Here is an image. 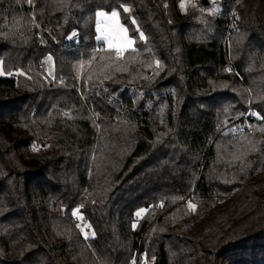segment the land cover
<instances>
[{
  "label": "trees",
  "instance_id": "1",
  "mask_svg": "<svg viewBox=\"0 0 264 264\" xmlns=\"http://www.w3.org/2000/svg\"><path fill=\"white\" fill-rule=\"evenodd\" d=\"M218 4L0 0V264H264V0Z\"/></svg>",
  "mask_w": 264,
  "mask_h": 264
},
{
  "label": "snow or ice",
  "instance_id": "2",
  "mask_svg": "<svg viewBox=\"0 0 264 264\" xmlns=\"http://www.w3.org/2000/svg\"><path fill=\"white\" fill-rule=\"evenodd\" d=\"M29 2H31V0H29ZM181 7H183L184 5L181 4ZM121 7L124 8L125 12L130 11L126 6L121 5ZM117 12L115 10H113L110 14L105 13L104 11H97L96 12V16H97V31L102 33V36H98L97 39H101L103 38L107 44L108 47L111 49H114L116 52V55L119 57L123 54V52L128 49L131 48L133 46V40L130 39L127 36V30L125 28H123L117 20ZM100 18H103L105 21H107L103 27L100 26ZM133 23H135V21H133ZM75 35V33L73 34ZM72 37H69V39H71ZM140 39L144 40V34L141 32L140 33ZM49 60H51V57H48ZM159 62L157 61V64ZM3 70L0 69V75H3ZM9 75H11V73H8ZM22 74V73H20ZM255 116H258V113L253 112L252 113ZM259 118V116H258ZM188 207L190 209H194L195 205L192 203L188 204ZM145 211V209L141 208L137 211L136 215L139 216L141 213H143ZM73 216L77 215V210H73L72 212ZM133 227H135V224L133 225Z\"/></svg>",
  "mask_w": 264,
  "mask_h": 264
},
{
  "label": "rangeland",
  "instance_id": "3",
  "mask_svg": "<svg viewBox=\"0 0 264 264\" xmlns=\"http://www.w3.org/2000/svg\"><path fill=\"white\" fill-rule=\"evenodd\" d=\"M203 1H206V3L205 4H202L201 2H203ZM218 3H219V0H178V7H179V9H180L181 12H185L189 7H194L196 9L200 10L201 14H203L205 16H210L212 14L217 13L220 10V7H219V4ZM181 4H183L184 6L181 7L180 6ZM113 10H115V9H112V10H109V11H107V10H98V11H104L105 13L110 14ZM115 11L117 12V10H115ZM117 14H118V12H117ZM97 19L98 18L96 16V23H95V30H96V38L95 39H96V42L99 43L101 46H103L106 49H110V50L115 51L114 49H111V48L108 47L107 42L103 38L97 39L98 36H102V33L97 31ZM117 20H118V23L123 28L126 29V27L121 23L120 18H119V15H117ZM106 22L107 21H105L103 18H100V26L101 27H103ZM126 34H127V36L130 39H132L128 35V32ZM133 47H134V43H133V46L131 48H128L125 51H127L129 49H132ZM115 54H116V52H115ZM48 57H49V55L45 57L44 62H45V66H46V70H47L48 75L49 76H52V74H53V64H52V60H49ZM252 133L254 135H256L255 132H252ZM88 232L83 233V234L84 235H90V234H92V233H90V232L88 233Z\"/></svg>",
  "mask_w": 264,
  "mask_h": 264
},
{
  "label": "built area",
  "instance_id": "4",
  "mask_svg": "<svg viewBox=\"0 0 264 264\" xmlns=\"http://www.w3.org/2000/svg\"><path fill=\"white\" fill-rule=\"evenodd\" d=\"M31 3V2H30ZM30 15L32 17H35V12L33 10V8L30 9ZM236 26V12H235V6L233 7L230 16H229V22H228V26H227V35H229V33L231 31H233L235 29ZM35 29L39 32V25L38 23H35ZM114 57H118L116 54L114 55ZM85 194L82 195V197H84ZM91 203H93V201H91ZM77 210V215L73 216L72 212L73 210ZM82 202L81 199H79L69 210H68V215L70 217L71 223L74 227V229L80 233H86L88 232V228H87V220L86 218L82 215ZM138 256H139V252L137 251L136 253V258L133 262V264L137 263L138 260ZM143 264H145L144 262H142Z\"/></svg>",
  "mask_w": 264,
  "mask_h": 264
},
{
  "label": "water",
  "instance_id": "5",
  "mask_svg": "<svg viewBox=\"0 0 264 264\" xmlns=\"http://www.w3.org/2000/svg\"><path fill=\"white\" fill-rule=\"evenodd\" d=\"M205 3H206V1H203V2H202V4H205Z\"/></svg>",
  "mask_w": 264,
  "mask_h": 264
}]
</instances>
